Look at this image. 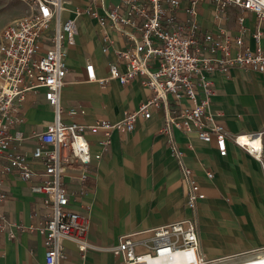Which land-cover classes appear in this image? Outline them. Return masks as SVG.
Here are the masks:
<instances>
[{
	"label": "crops",
	"instance_id": "crops-1",
	"mask_svg": "<svg viewBox=\"0 0 264 264\" xmlns=\"http://www.w3.org/2000/svg\"><path fill=\"white\" fill-rule=\"evenodd\" d=\"M67 2L73 7L83 5L81 0ZM22 6L21 14L7 17L0 26L21 17L27 11ZM214 9L212 2L203 4L198 15L202 30L214 32L221 28L237 35L236 18L242 15L244 42L255 49L254 13L227 5L223 8L227 20L216 24ZM65 16L77 19L78 34L74 44L66 48V84L59 96L61 119L83 125L121 121L126 113L153 96V91L142 84L144 76L137 73L124 84L107 79L100 86L85 80V65L92 64L95 75L106 78L110 64L120 62L117 51L124 49L125 38L120 32L108 30L111 43L105 50L97 19L74 12ZM180 17L185 20L187 15L181 13ZM260 30V45L264 48V22ZM207 78L213 89L207 111L229 135L262 132L263 164L230 142L227 153L220 156L214 137L203 141L194 131L172 129L171 141L182 151V162L194 172L203 194L196 213L200 251L206 259L221 264H258L264 262V71L234 66ZM186 104L193 103L182 97L179 104L169 101L168 108L177 115ZM22 111L24 122L17 129L26 136L44 130L53 119V109L45 102L41 88L27 94ZM148 111L150 117L140 115L132 131H84L95 167L84 182L87 192L80 193L83 182L70 181L69 173L75 168L66 170L64 181L70 206L76 210L89 207L90 246L81 257L76 245L65 241L68 257L62 264H120V258L112 252L120 236L135 233L136 241L141 243L150 237L143 231L181 220L187 214L179 165L163 131L164 108L158 103ZM27 146L28 152L31 145ZM32 167L41 169L42 165L35 161ZM206 169L212 171V178L206 176ZM49 213L50 207L31 192L29 182L13 173L0 175V225L3 219L11 223L9 232L0 234V264H44L40 229ZM148 250V245L135 247L136 254Z\"/></svg>",
	"mask_w": 264,
	"mask_h": 264
},
{
	"label": "built area",
	"instance_id": "built-area-1",
	"mask_svg": "<svg viewBox=\"0 0 264 264\" xmlns=\"http://www.w3.org/2000/svg\"><path fill=\"white\" fill-rule=\"evenodd\" d=\"M13 1L24 4L27 11L0 30V175L13 173L29 182L31 192L41 197L44 206L50 207L40 229L44 264H62L67 259L65 241L74 243L81 257L90 246L89 207L76 210L70 206L64 181L66 170L75 168L69 173L70 181L83 182L80 193L87 192L84 182L95 167L84 131H132L135 120L140 115L148 119V108L158 103L164 108L163 131L179 165L187 214L181 220L143 231L150 237L141 243L136 241L135 233L120 236L112 252L120 258V264H221L206 259L200 251L196 213L203 194L194 172L182 162V151L171 141V131H194L203 141L214 137L220 156L227 153V142H230L263 164L262 132L229 135L206 108L213 94L208 75L226 73L234 66L264 71V48L260 45L264 0H115L108 3L81 0L83 5L74 6L73 12L97 19L105 45L111 43L108 30L120 32L125 38L124 49L117 51L120 62L110 64L108 76L98 78L93 65L86 64L85 80L100 86L107 79L124 84L139 73L144 76L142 84L153 91L146 103L126 113L121 121H98L91 125L65 123L60 117L59 96L66 84V48L74 44L78 34L77 19L65 16L67 0ZM206 2L215 5L216 24L227 20L223 13L227 5L254 13L255 49L244 42L242 15L236 18L237 35H229L221 28L214 32L202 30L198 15ZM181 13L187 15L185 20L181 19ZM107 48L108 45L104 49ZM39 88L53 109V119L44 130L26 136L17 129L24 122L22 104L28 93H35ZM182 97L193 104L184 105L173 115L168 102L179 104ZM248 141L259 143L249 147ZM107 142L108 139L103 144ZM27 144L31 145L28 152ZM35 161L41 163V169L32 167ZM205 174L208 178L213 176L209 169ZM10 226L3 219L0 234L9 232ZM137 244L148 245L149 250L136 254Z\"/></svg>",
	"mask_w": 264,
	"mask_h": 264
},
{
	"label": "rangeland",
	"instance_id": "rangeland-1",
	"mask_svg": "<svg viewBox=\"0 0 264 264\" xmlns=\"http://www.w3.org/2000/svg\"><path fill=\"white\" fill-rule=\"evenodd\" d=\"M21 12H23V6L20 4V2L13 0H0V25L7 17L17 16L21 14ZM3 26H0V30ZM258 264H264V262Z\"/></svg>",
	"mask_w": 264,
	"mask_h": 264
},
{
	"label": "bare ground",
	"instance_id": "bare-ground-1",
	"mask_svg": "<svg viewBox=\"0 0 264 264\" xmlns=\"http://www.w3.org/2000/svg\"><path fill=\"white\" fill-rule=\"evenodd\" d=\"M73 11H74L73 4L66 2L64 4V12L65 13H70V12H73ZM256 144H258V142L256 143V142L248 141L249 147H253ZM178 258H179V256H176V259H178Z\"/></svg>",
	"mask_w": 264,
	"mask_h": 264
}]
</instances>
